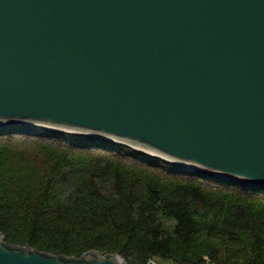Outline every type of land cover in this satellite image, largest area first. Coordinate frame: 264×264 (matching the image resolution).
Masks as SVG:
<instances>
[{"label":"water","instance_id":"1","mask_svg":"<svg viewBox=\"0 0 264 264\" xmlns=\"http://www.w3.org/2000/svg\"><path fill=\"white\" fill-rule=\"evenodd\" d=\"M0 125L264 188V0H0ZM0 264H128L7 243Z\"/></svg>","mask_w":264,"mask_h":264},{"label":"trees","instance_id":"2","mask_svg":"<svg viewBox=\"0 0 264 264\" xmlns=\"http://www.w3.org/2000/svg\"><path fill=\"white\" fill-rule=\"evenodd\" d=\"M0 231L66 258L264 264V188L101 138L0 125Z\"/></svg>","mask_w":264,"mask_h":264},{"label":"rangeland","instance_id":"3","mask_svg":"<svg viewBox=\"0 0 264 264\" xmlns=\"http://www.w3.org/2000/svg\"><path fill=\"white\" fill-rule=\"evenodd\" d=\"M149 264H170V263L166 261L152 260Z\"/></svg>","mask_w":264,"mask_h":264}]
</instances>
